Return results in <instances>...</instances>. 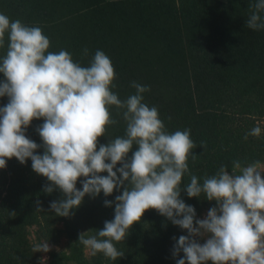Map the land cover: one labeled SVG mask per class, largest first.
Returning a JSON list of instances; mask_svg holds the SVG:
<instances>
[{"label": "trees", "instance_id": "1", "mask_svg": "<svg viewBox=\"0 0 264 264\" xmlns=\"http://www.w3.org/2000/svg\"><path fill=\"white\" fill-rule=\"evenodd\" d=\"M255 2L0 0V13L12 21L41 27L50 39L49 51L64 49L82 66H89L95 52L102 50L116 73L111 90L122 101L135 94L132 82L148 86L142 102L158 108L166 130H191L197 156L195 160L189 157V169L202 183L221 165H228L230 171L234 161L242 166L264 161V29L246 26L249 5ZM7 42L6 35L0 57L6 53ZM7 102V96L0 97V106ZM110 111L118 123L99 138L101 144L125 133L126 123L118 114L122 110L112 106ZM258 119L262 121L260 137L244 139ZM42 123V119H34L26 131L41 145L36 129ZM43 151V147L36 150L37 154ZM31 163L30 158L21 164L13 157L0 169V264L37 262L30 240L33 226H39L47 240L58 237L52 227L55 220L65 221L73 229L79 223L96 234L105 221L114 218L115 196L122 192L114 190L107 197L101 192L94 198L86 194L69 217L56 216L50 203L63 198V193L58 188L51 194L44 192L50 182ZM189 182L190 176L185 174L181 199L194 206L197 218L203 207H213L216 202L203 196L188 197L185 185ZM77 188L82 189L79 181ZM37 200L42 210H37ZM105 200L113 201L112 205L105 206ZM179 228L156 210H146L126 239L114 242L124 256L115 261L108 258L109 264H177L184 256L182 250L173 255L182 235ZM79 259L80 264H89L80 249ZM51 264L66 263L55 256Z\"/></svg>", "mask_w": 264, "mask_h": 264}, {"label": "clouds", "instance_id": "2", "mask_svg": "<svg viewBox=\"0 0 264 264\" xmlns=\"http://www.w3.org/2000/svg\"><path fill=\"white\" fill-rule=\"evenodd\" d=\"M249 8L246 26L264 29V0ZM6 35V53L0 57V97H8L0 106V169L13 157L21 164L30 158L32 169L50 182L43 191L51 194L58 188L63 193L50 203L61 217H69L86 194L94 198L103 192L107 197L122 189L115 196L114 218L95 235H89L90 230L79 234L78 242L92 256L102 253L113 261L123 257L114 242L125 240L144 212L154 209L187 230L174 246V256L184 253L177 264H264V163L242 166L234 161L231 174L228 165H221L201 183L188 164L189 157L197 156L191 130L168 132L158 108L142 102L143 93L150 90L146 85L132 82L135 94L123 101L118 98L111 90L115 69L102 50L95 52L89 66H82L64 49L49 51L50 39L41 27L0 13V48L5 47ZM112 106L122 110L118 114L126 123L125 133L101 144L99 138L118 123ZM34 119L43 120L36 129L42 145L26 135ZM261 133L258 123L244 139ZM41 147L43 154H37ZM185 174L190 176L185 185L188 197L216 202L203 219L181 199ZM112 203L104 201L105 206ZM36 204L42 210L39 200ZM32 251L46 253L50 246L34 242ZM45 261L42 257L40 264Z\"/></svg>", "mask_w": 264, "mask_h": 264}, {"label": "rangeland", "instance_id": "3", "mask_svg": "<svg viewBox=\"0 0 264 264\" xmlns=\"http://www.w3.org/2000/svg\"><path fill=\"white\" fill-rule=\"evenodd\" d=\"M225 1V0H223ZM262 125V121L258 119L257 124ZM264 163V161L262 162ZM231 174V170L229 171ZM264 175V174H262ZM211 207H203L200 210V213L197 217V219H203L206 217L208 210ZM52 227H54L57 230V236L53 240H47L46 237L41 235V230L39 226H33L30 228V240L33 244L34 242H42L45 241L50 246V251L48 252H37V262L34 264H40L41 258L46 257L45 264H51L54 260L55 256H59L64 263L66 264H80L79 259V249L81 251L82 257H84L89 264H97L98 261L102 262V264H109V259L105 257L102 253H97L95 256H92L88 250L85 249V247L78 242L79 234L82 232H86L90 230L89 235H95L94 231L91 229H88L78 223L77 228H70L68 224L65 221L62 220H55L52 224ZM182 231V235H187L186 229H178V232ZM41 239H39V237ZM181 236V235H179ZM197 239L200 240V242H204L203 239L197 237ZM187 264V262H186ZM208 264H211V262H208Z\"/></svg>", "mask_w": 264, "mask_h": 264}]
</instances>
